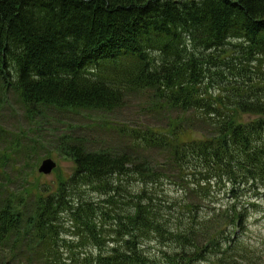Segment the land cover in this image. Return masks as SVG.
I'll return each instance as SVG.
<instances>
[{
  "label": "trees",
  "instance_id": "trees-1",
  "mask_svg": "<svg viewBox=\"0 0 264 264\" xmlns=\"http://www.w3.org/2000/svg\"><path fill=\"white\" fill-rule=\"evenodd\" d=\"M10 91L30 117L137 95L153 125L122 127L117 150L62 135L74 173L30 189L17 143L0 147V264H264L245 239L264 199V0H0Z\"/></svg>",
  "mask_w": 264,
  "mask_h": 264
},
{
  "label": "rangeland",
  "instance_id": "rangeland-1",
  "mask_svg": "<svg viewBox=\"0 0 264 264\" xmlns=\"http://www.w3.org/2000/svg\"><path fill=\"white\" fill-rule=\"evenodd\" d=\"M143 101L140 96L131 98L129 105L111 114H101L91 111H64L40 108V112L30 117L23 101L13 91L7 95H0V129L8 134L3 137L0 147L16 144L15 164L25 170L21 178L32 188L37 181L32 173L38 177L41 162L51 158L57 163L56 169L40 181L42 183H57L58 178H69L75 169L73 160L59 155L57 140L64 134L85 136L88 140L98 141V148L125 149L129 140L120 134L122 127L139 129L140 125H153V120L144 113ZM32 115V114H30ZM128 143V144H127ZM34 167V168H33ZM11 168V167H10ZM9 168V170H10ZM11 172V171H10ZM249 221V233L245 239L258 254L264 253V199L256 202ZM72 236H69L71 238ZM68 238V237H66ZM80 250H85L81 248Z\"/></svg>",
  "mask_w": 264,
  "mask_h": 264
},
{
  "label": "water",
  "instance_id": "water-1",
  "mask_svg": "<svg viewBox=\"0 0 264 264\" xmlns=\"http://www.w3.org/2000/svg\"><path fill=\"white\" fill-rule=\"evenodd\" d=\"M56 168V164L52 160H46L43 162L40 173L45 175H50Z\"/></svg>",
  "mask_w": 264,
  "mask_h": 264
}]
</instances>
